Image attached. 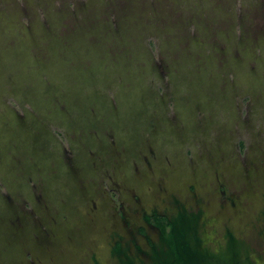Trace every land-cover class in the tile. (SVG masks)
I'll return each mask as SVG.
<instances>
[{"label":"rangeland","instance_id":"374dc122","mask_svg":"<svg viewBox=\"0 0 264 264\" xmlns=\"http://www.w3.org/2000/svg\"><path fill=\"white\" fill-rule=\"evenodd\" d=\"M155 212L264 264V0H0V264H156Z\"/></svg>","mask_w":264,"mask_h":264},{"label":"trees","instance_id":"16d2710c","mask_svg":"<svg viewBox=\"0 0 264 264\" xmlns=\"http://www.w3.org/2000/svg\"><path fill=\"white\" fill-rule=\"evenodd\" d=\"M146 220L160 231L162 244L165 247H162L165 250L162 248L154 250L153 258L156 264H204L205 260L211 259L198 249L200 242L196 235L192 236L191 234L196 230V217L180 214L177 219L171 220L168 216L155 212L147 215ZM229 238L227 253L231 256L232 261H237L239 251L235 239L233 236H229ZM115 251H120V245L115 248ZM127 264L133 263L129 261Z\"/></svg>","mask_w":264,"mask_h":264},{"label":"flooded vegetation","instance_id":"af4514ba","mask_svg":"<svg viewBox=\"0 0 264 264\" xmlns=\"http://www.w3.org/2000/svg\"><path fill=\"white\" fill-rule=\"evenodd\" d=\"M159 231V230H158ZM160 232V231H159Z\"/></svg>","mask_w":264,"mask_h":264}]
</instances>
